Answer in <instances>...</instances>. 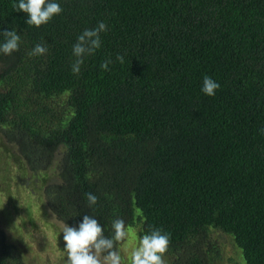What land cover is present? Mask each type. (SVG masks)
Returning a JSON list of instances; mask_svg holds the SVG:
<instances>
[{"label":"trees","instance_id":"16d2710c","mask_svg":"<svg viewBox=\"0 0 264 264\" xmlns=\"http://www.w3.org/2000/svg\"><path fill=\"white\" fill-rule=\"evenodd\" d=\"M18 2L0 0V32L21 37L0 53V131L32 172L61 154L43 187L56 218L93 216L105 237L117 218L130 235L161 228L170 264L215 263L217 229L264 264V0H55L40 27ZM100 21L101 47L73 74V45ZM38 43L48 52L29 56ZM0 264H28L1 225Z\"/></svg>","mask_w":264,"mask_h":264},{"label":"clouds","instance_id":"9594fccd","mask_svg":"<svg viewBox=\"0 0 264 264\" xmlns=\"http://www.w3.org/2000/svg\"><path fill=\"white\" fill-rule=\"evenodd\" d=\"M17 12L26 14L28 26L40 27L47 24L55 15L62 13L63 9L55 0H19L13 3ZM108 30L104 21L98 22L95 28L85 29L73 45L72 53L75 57L71 65L73 74H79L84 57L93 55L101 47L102 32ZM3 42H0V53L11 55L19 50L21 37L15 29L0 32ZM48 52L44 43H38L28 53L29 56H41ZM116 60L124 63V57L117 54ZM112 60L109 58L101 63V69L108 71ZM220 84L212 77H203L201 91L207 96H215ZM264 132V129H261ZM88 205L98 203V197L92 193H86ZM2 208V207H0ZM52 217L56 213L49 209ZM112 234L105 237L103 226L93 216L84 215L78 226L64 224L62 228L63 250L67 259L65 264H166L165 254L170 246V233L161 228L149 226L147 232L138 238L136 245L131 248L130 255L125 259L118 247L129 237L130 229L122 218L114 219L111 223Z\"/></svg>","mask_w":264,"mask_h":264},{"label":"rangeland","instance_id":"374dc122","mask_svg":"<svg viewBox=\"0 0 264 264\" xmlns=\"http://www.w3.org/2000/svg\"><path fill=\"white\" fill-rule=\"evenodd\" d=\"M17 147L0 131V225L26 254L28 264H65L62 228L64 222L52 217L43 187L45 182L58 181V154L47 170L32 172L17 157ZM121 247L127 259L138 238V226ZM211 237L221 248V258L213 264H245L241 249L231 235L212 229ZM166 264L172 257H164Z\"/></svg>","mask_w":264,"mask_h":264}]
</instances>
